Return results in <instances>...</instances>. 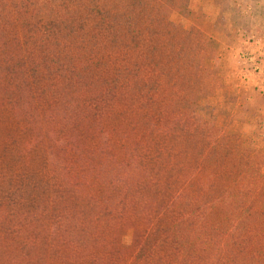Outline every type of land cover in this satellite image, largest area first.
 <instances>
[{
    "label": "trees",
    "instance_id": "obj_1",
    "mask_svg": "<svg viewBox=\"0 0 264 264\" xmlns=\"http://www.w3.org/2000/svg\"><path fill=\"white\" fill-rule=\"evenodd\" d=\"M180 1L0 0V264H264L261 185L230 210L177 162L198 129L145 27Z\"/></svg>",
    "mask_w": 264,
    "mask_h": 264
},
{
    "label": "rangeland",
    "instance_id": "obj_2",
    "mask_svg": "<svg viewBox=\"0 0 264 264\" xmlns=\"http://www.w3.org/2000/svg\"><path fill=\"white\" fill-rule=\"evenodd\" d=\"M254 1V18L264 20V0ZM226 5L225 0L220 4L188 0L184 7L181 0L180 14L172 20L182 31L145 27L146 37L153 39L145 52L161 57L157 69L164 74V84L178 90L179 97L185 95L186 101L172 103V112H191L189 123L198 129L188 142L176 144L177 162L200 165L214 175L215 188L207 194L209 199L220 197L223 187L232 182L228 208L233 210L240 183L264 189V73L249 67L244 74L240 43L236 37L229 39L222 18L213 16ZM242 13L239 20L248 19ZM169 103L171 100L165 101ZM204 137L213 143L209 149ZM257 206L259 210L264 207Z\"/></svg>",
    "mask_w": 264,
    "mask_h": 264
},
{
    "label": "crops",
    "instance_id": "obj_3",
    "mask_svg": "<svg viewBox=\"0 0 264 264\" xmlns=\"http://www.w3.org/2000/svg\"><path fill=\"white\" fill-rule=\"evenodd\" d=\"M221 3L222 0H214ZM224 1V0H223ZM227 5L218 6V11L213 13L214 18H222L225 28L228 29V38L236 37L240 44L242 67L245 69L244 74L248 73L246 68L254 67L259 70V74L264 73V20H257L254 14L256 4L254 0H225ZM191 3H201L202 0H190ZM244 11L248 19L240 21L238 15L243 17ZM235 16V18H234ZM236 21H238L236 23ZM214 24V19L212 25ZM263 33V37H262ZM246 56V57H244ZM250 62H249V61ZM248 61V62H247ZM252 62H254L252 64Z\"/></svg>",
    "mask_w": 264,
    "mask_h": 264
}]
</instances>
